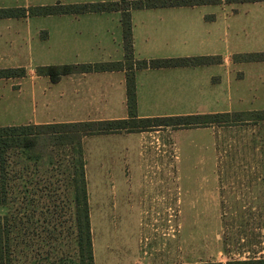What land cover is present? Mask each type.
<instances>
[{"label": "rangeland", "instance_id": "rangeland-1", "mask_svg": "<svg viewBox=\"0 0 264 264\" xmlns=\"http://www.w3.org/2000/svg\"><path fill=\"white\" fill-rule=\"evenodd\" d=\"M83 1L99 0L0 4L33 7ZM50 22L55 21L38 17L31 24ZM15 26V35L21 37L12 49H0V68L23 66L26 75L0 79V126L55 122L56 116L38 104L34 68L75 63V53L61 58L53 34L52 42H29L25 25ZM4 29L0 26V33ZM108 55L98 51L91 58L109 61ZM31 68L34 77L29 79ZM232 91L224 86L211 104L167 102L154 95L141 100L136 115L164 118L264 109L259 98H240ZM175 122L83 139L93 264H264V122L200 127H177ZM6 212L0 207V214Z\"/></svg>", "mask_w": 264, "mask_h": 264}, {"label": "crops", "instance_id": "crops-1", "mask_svg": "<svg viewBox=\"0 0 264 264\" xmlns=\"http://www.w3.org/2000/svg\"><path fill=\"white\" fill-rule=\"evenodd\" d=\"M105 1L118 0L97 2ZM5 4L1 3L0 8L10 7ZM38 17L55 22L31 24L32 19ZM121 19L120 10L0 18V26H5L0 33V49L6 51L14 47L15 40L21 37L15 35V24L23 23L27 41L52 42L50 35L53 34L58 56L75 53L76 61L70 64L122 61L125 52ZM129 19L134 60H138L135 56L147 60L205 56L210 60L203 65L135 69L136 111L141 100L154 95L167 102L197 100L211 104L223 94L226 85L234 96L259 98V103H264V60L251 57L264 53V1L220 0L200 5L137 8L130 9ZM40 46H44L43 43ZM39 50L41 53L49 51L43 47ZM98 51H106L109 61L92 59L91 55ZM34 69H29V79L34 77ZM36 77L38 104L46 108L45 113L56 116L55 122L128 117L124 70L72 73L61 76L56 82L46 76Z\"/></svg>", "mask_w": 264, "mask_h": 264}, {"label": "trees", "instance_id": "trees-1", "mask_svg": "<svg viewBox=\"0 0 264 264\" xmlns=\"http://www.w3.org/2000/svg\"><path fill=\"white\" fill-rule=\"evenodd\" d=\"M220 0H118L33 7L0 8V18L122 12V61L93 64L37 66L35 73L56 82L81 72L124 70L128 117L121 119L52 122L0 126V264H93L83 139L89 135L143 131L166 125L214 126L253 120L264 122V110L197 114L164 118H138L134 70L203 65L208 57L134 60L130 9L200 5ZM250 2L264 0H226ZM263 59L264 53L252 54ZM23 66L0 68V79L21 78ZM250 119L247 117L249 115ZM228 118V119H226ZM45 150V154L38 150Z\"/></svg>", "mask_w": 264, "mask_h": 264}]
</instances>
